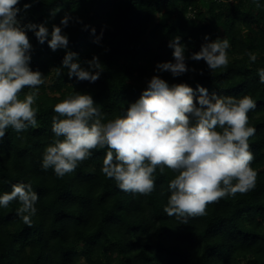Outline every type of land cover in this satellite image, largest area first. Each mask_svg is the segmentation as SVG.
Here are the masks:
<instances>
[{
  "label": "trees",
  "instance_id": "trees-1",
  "mask_svg": "<svg viewBox=\"0 0 264 264\" xmlns=\"http://www.w3.org/2000/svg\"><path fill=\"white\" fill-rule=\"evenodd\" d=\"M25 3L31 5L27 10ZM18 7L22 25L44 24L48 40L53 25L60 26L69 43L53 51L47 40L41 44L27 31L29 66L45 83L33 105L37 125L19 133L9 128L0 140V195L30 183L39 198L30 224L17 215L18 200L0 206V264H264V84L258 75L264 68V0H20ZM65 16L67 27L61 25ZM176 36L185 45L189 69L178 77L156 68L174 62L168 45ZM205 36L229 41L226 67L211 71L204 60L190 58L209 42ZM67 51L77 53L84 68L97 56L99 79L70 78L62 67ZM154 75L170 86L188 84L194 99L201 86L209 96L251 95L257 102L248 113L256 129L249 139L256 186L209 204L206 215L188 224L164 211L177 175L166 167L162 174L157 169L156 188L148 195L124 192L103 174L107 148L93 150L63 177L42 168L45 149L56 139L57 103L74 92L89 94L102 106L106 123L123 116ZM31 91L25 88L20 98Z\"/></svg>",
  "mask_w": 264,
  "mask_h": 264
},
{
  "label": "clouds",
  "instance_id": "clouds-1",
  "mask_svg": "<svg viewBox=\"0 0 264 264\" xmlns=\"http://www.w3.org/2000/svg\"><path fill=\"white\" fill-rule=\"evenodd\" d=\"M19 2L0 0V140L9 128L19 133L37 125V109L33 105L45 77L29 66L32 45L27 31H33L41 44L47 40L53 51L67 49L69 43L60 26L53 25L48 40L49 31L44 24L22 25L17 19ZM30 7L24 4V10ZM55 11L58 9L53 16ZM69 19L65 16L61 25L67 27ZM99 40L97 37L94 42ZM205 41H209L208 36ZM168 46L173 49L174 62L158 63L157 70L168 71L174 77L189 71L180 37H174ZM229 47L226 38L218 37L201 45L200 51L190 58L204 60L215 71L227 66ZM249 57L253 62L257 59L253 53ZM85 63L87 68L81 66L77 53L67 51L62 67L68 69L70 78L95 82L103 71L99 58L93 56ZM56 71L59 76L61 68ZM258 75L264 84V68L258 70ZM25 88L32 91L21 99ZM198 91L200 95L194 99V90L188 84L170 86L154 75L126 113L106 123L102 106L96 105L91 95L69 94L54 106L58 115L53 117L52 132L56 139L45 149L42 168H52L58 177H63L90 158L93 150L107 148L103 174L114 179L124 192L148 195L156 188L157 169L162 174L166 167L177 175L169 183L171 195L164 211L180 224H188L189 218L206 215L209 204L252 190L258 175L251 167L254 155L249 144L256 129L249 126L248 117L257 102L251 95L209 96L201 86ZM38 198L30 183H18L11 192L0 195V206L8 207L18 200L21 206L17 215L30 224L37 212Z\"/></svg>",
  "mask_w": 264,
  "mask_h": 264
}]
</instances>
